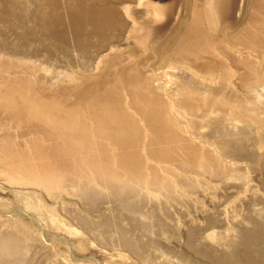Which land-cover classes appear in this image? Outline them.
Instances as JSON below:
<instances>
[{"label":"rangeland","instance_id":"obj_1","mask_svg":"<svg viewBox=\"0 0 264 264\" xmlns=\"http://www.w3.org/2000/svg\"><path fill=\"white\" fill-rule=\"evenodd\" d=\"M188 2L177 0L166 32L189 15ZM77 3L85 19L79 27ZM92 6L0 0V82L24 83L28 104L58 121L55 128L21 115L12 90L2 88L16 112L0 106V232L20 235L23 249L11 252L0 242V264H216L242 257L247 238L264 226V0H252L234 41L220 36L215 43L196 17L155 66L128 34L117 54L124 63L97 64L125 26L120 19L100 30L87 24ZM136 8L152 25L148 8ZM198 56L206 59L197 73L189 62ZM106 134L116 143L109 146ZM11 150L58 174L36 183L12 170ZM252 244L251 258L259 240Z\"/></svg>","mask_w":264,"mask_h":264},{"label":"bare ground","instance_id":"obj_2","mask_svg":"<svg viewBox=\"0 0 264 264\" xmlns=\"http://www.w3.org/2000/svg\"><path fill=\"white\" fill-rule=\"evenodd\" d=\"M176 2L177 0H118L117 4H113L108 3V0H93L94 6L91 8V17L85 21L87 24L92 26L94 25L95 27L99 28L98 30H100L103 28V25L112 26L114 21H118V19H120V21H122L121 26H125L120 42H117L116 44L113 43L107 48L105 47L103 50H101L98 54L99 60L97 61V64L105 66V64L110 61H113L115 65L124 63L121 53L120 56L117 54L119 53L118 51L123 48H119V46L124 44L125 34H128L129 36H132L144 49L145 54L143 56L147 63L149 62L150 65L155 66L166 53L171 52L182 40L184 33L190 30L192 21L196 17L200 18L201 27L203 28L206 35L209 36L215 43H219V40H221L219 39L220 36H226V38L234 41L239 38V35L242 33L243 29L248 23L252 13V0H249L248 6L245 4V0H243V3L236 2L235 4L233 0H206L203 5L198 3L197 0H189L186 5L187 9L189 10V15L184 17L182 16L179 20V24H177L178 26L175 25L169 32H166V29H168V25L170 24L172 18V11L177 5ZM101 3L103 4V7L100 5ZM141 5H145L148 8L144 14L150 18V22L153 23L152 25L145 24L146 20L142 19L144 18V15H141L138 12L136 7ZM73 7H76L74 8L75 13L73 12L74 25L79 27V24L84 23L85 19L83 20L81 14H77L78 3ZM127 16L132 18L133 23L131 25ZM238 16L239 18H237ZM207 27L212 29L213 32L208 33ZM124 52L130 54L135 62L139 61V58L136 57L134 50H125ZM204 59H206V57L198 56L197 58L191 60L189 62L190 69H194L195 71L200 69ZM206 69L209 71L208 67ZM200 76L203 75L201 74ZM15 81L18 80L12 79L0 82V106L16 112V108H14L8 101L7 93L2 90L3 87L5 88L7 86L10 90H12L15 99L20 103L21 115H24L22 113H26L27 118L34 117L41 120L42 124L49 123L55 128L58 127L57 120H53L52 123L49 122L50 120H48L43 113L35 111L34 108L28 104V98L23 97L20 92L23 88L21 86L24 85V83L12 85ZM53 102L56 103L54 108L58 109V103H60L58 97L55 96V101ZM134 110L137 113H140L139 108H134ZM115 112L117 113V110H115ZM88 114L92 113L90 112ZM88 118L95 119L93 114L88 115ZM125 118V112L122 111L120 119L125 121ZM62 124L65 125L66 123ZM99 125L101 126L102 124L99 123ZM207 125L212 126L213 124L208 123ZM105 137V140H107L109 146L113 143H116V140L109 134H106ZM123 139L125 142L126 138L124 137ZM91 142L92 141L89 143ZM228 144L232 148L235 146L231 142H228ZM12 152L14 153L12 154L11 152H8L7 157L8 162L10 163L11 167H13L12 170L20 169V171H22L26 176L40 185H43L42 183L44 180L48 179L50 175L53 174L56 176L58 174L55 168L50 169L43 166H40L41 168H35L33 163L30 162L24 153H17L15 151ZM149 158L153 159L152 156H149ZM31 182L32 181H30V183ZM46 184L47 182H45L44 185ZM254 239L259 240V247L257 249L258 255H254V257L251 258L254 254V246L252 244ZM21 240L22 238L20 235L18 236L14 233L0 232V242H8V244L3 243V245L10 248L11 252L14 251L15 253H18L23 249ZM244 245L245 251L242 257L237 256V259L232 260L227 256H222L216 264H251L255 261V259L259 264H264V226H259L257 232H255L254 235H250ZM0 256H4V254L1 253Z\"/></svg>","mask_w":264,"mask_h":264}]
</instances>
